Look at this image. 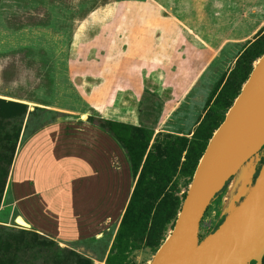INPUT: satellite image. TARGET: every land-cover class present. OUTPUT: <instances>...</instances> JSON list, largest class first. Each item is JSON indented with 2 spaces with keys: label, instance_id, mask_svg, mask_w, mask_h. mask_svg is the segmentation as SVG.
Returning a JSON list of instances; mask_svg holds the SVG:
<instances>
[{
  "label": "rangeland",
  "instance_id": "374dc122",
  "mask_svg": "<svg viewBox=\"0 0 264 264\" xmlns=\"http://www.w3.org/2000/svg\"><path fill=\"white\" fill-rule=\"evenodd\" d=\"M263 54L264 0H0V264H60L63 250L94 264H150L174 227L207 137ZM107 120L121 122L123 134L150 130L149 149L155 143L167 154L153 159L160 173L147 180H154L151 217L171 195L182 202L158 239L149 236L152 218L146 231L119 237L133 174L109 204L113 214L65 215V203L76 213L87 200L94 214L99 194H108L94 184L85 199L64 158L110 146L98 132ZM237 196L228 184L212 202L200 239L239 204ZM20 202L49 230L52 249L22 232L43 230L18 225Z\"/></svg>",
  "mask_w": 264,
  "mask_h": 264
},
{
  "label": "water",
  "instance_id": "95a60500",
  "mask_svg": "<svg viewBox=\"0 0 264 264\" xmlns=\"http://www.w3.org/2000/svg\"><path fill=\"white\" fill-rule=\"evenodd\" d=\"M262 151L264 54L210 139L174 227L150 264H263L264 157L251 167L244 187L238 191L239 204L200 239L201 223L209 206L238 170ZM22 218L24 225L18 222ZM16 222L31 228L22 215Z\"/></svg>",
  "mask_w": 264,
  "mask_h": 264
},
{
  "label": "trees",
  "instance_id": "16d2710c",
  "mask_svg": "<svg viewBox=\"0 0 264 264\" xmlns=\"http://www.w3.org/2000/svg\"><path fill=\"white\" fill-rule=\"evenodd\" d=\"M245 79H247V77H245ZM201 125L202 124H200V126ZM101 127H103V129L109 132L122 145L130 162L131 172L134 178H137L128 204L123 213V219L119 230V237L124 236L129 239L131 235H137L140 232L146 231L148 229L147 227L149 224V220L150 218H152V225L149 228V236L151 237V240L154 238L158 239V236L162 231V227H164V225L169 222L170 218H172V215L174 213V207L180 206L182 202L181 200L171 195V198L159 202V205L156 208V211H158V215L156 214L151 217L152 210L155 207V199H152V197H150L152 191L150 189L152 185H154V180H147L148 177L154 178L160 173L159 169H155L153 167V159L157 158L158 162L160 163V161L164 159L163 157H167V154L162 155V148L160 147V145H157L155 143L153 144V147L149 149V144L153 132L151 133L150 130H147L144 127H127V129L129 130L128 134H123L122 128H124V126L121 122L107 120L105 125L101 124ZM212 136L213 133H211V135L207 137L208 140H210ZM13 151V156L10 159L11 163L14 159L13 157L15 156L16 147ZM156 153H159L160 155L157 156L155 155ZM200 159L197 161L196 168L199 164ZM196 168L194 170H196ZM170 175L171 174H169V179ZM230 182H228L227 185ZM1 192L2 190L0 191V201L2 198ZM156 196H154V198H156ZM23 230H25L22 231L24 233L28 232L33 234V237H35L34 241L38 243L39 247L41 246L45 249H52L54 245L56 246L55 239L52 236H48L37 231L26 229ZM9 247L16 248L11 243L9 244ZM63 252L65 253L63 257L65 259L63 261H57V263L59 262L60 264H94L92 259L84 257L75 251L63 250ZM110 260L108 261V264H113Z\"/></svg>",
  "mask_w": 264,
  "mask_h": 264
},
{
  "label": "crops",
  "instance_id": "0c3cea01",
  "mask_svg": "<svg viewBox=\"0 0 264 264\" xmlns=\"http://www.w3.org/2000/svg\"><path fill=\"white\" fill-rule=\"evenodd\" d=\"M98 132H100L104 137V138L101 137L99 139H102L103 142H106V141L111 142L113 145L111 144L107 148H104L102 147L101 144L98 143V145L101 147H97L96 150L94 151H92V149L89 148V152H86V154H83V156H81L78 153L76 154L75 152L74 153L72 152V153L65 155L66 157L64 158L68 159L67 161L70 160L68 162L70 164L69 167H71L69 171L70 172L72 171L71 176L73 175L74 178L77 177L78 186L81 185L83 187H86V189L82 190V193H81V195L83 194V196L86 197L85 199H89V196H88L89 189L87 187H91L94 184L100 185V187L102 188V192H104V194L106 193L108 194L107 196H104L103 194H99V197H98L99 207H97L96 202H94L92 205L94 206L92 207L93 208L92 212L94 214H91V215L89 214V212H91L89 211L90 208H88L91 205L86 206L89 204L87 203L88 200L84 202V206L82 210H79L76 213L74 211H69L67 203H65L64 205L66 207L65 215L67 216L68 219H71V221H73L72 219H74L75 221L76 215L77 217H80V218H86V217L99 218L101 216H107V215L109 216L111 215L110 213L113 214V212L109 209L110 208L109 204L113 203L114 200L121 195L123 185L127 184L130 180V177L132 176L130 162L121 144L109 132L104 131L103 129L102 130L99 129ZM38 134L41 135L42 133H38ZM122 150L125 152L124 155H123ZM79 158L80 159L82 158V167L81 168H78L79 166L73 167V164L75 163L78 165L77 160H79ZM105 171H106V174H104ZM126 180H128L127 183H126ZM116 187H118L120 192L116 191L115 189ZM131 192H132V189H131ZM40 203L44 205L43 202H40ZM19 204L23 211L21 215L31 224V228L35 227L36 225L37 227H42L41 229L43 231H39L40 233L44 234L45 232H49L48 229L43 227L44 224L41 223V226H38L39 224L32 222L31 220H29L27 216L24 215V212L28 211L26 202H24V205H23V202H20ZM45 209L47 208L45 207ZM46 211L44 212L46 213ZM44 212H41V213H44ZM48 213L50 214V212ZM56 217L57 216L55 213L50 216L51 219L56 218ZM56 222L59 223V220L57 219ZM50 232L54 234L53 231H50Z\"/></svg>",
  "mask_w": 264,
  "mask_h": 264
},
{
  "label": "bare ground",
  "instance_id": "6f19581e",
  "mask_svg": "<svg viewBox=\"0 0 264 264\" xmlns=\"http://www.w3.org/2000/svg\"><path fill=\"white\" fill-rule=\"evenodd\" d=\"M251 161H252V159L247 161L238 170V172L235 174V176L232 178L231 182L229 183V194L230 195H235L236 193H238V191H240L244 187V185H245V183L249 177V174H250ZM23 221H24L23 218L18 220V222L20 224L24 225ZM22 227L25 228V226H22Z\"/></svg>",
  "mask_w": 264,
  "mask_h": 264
},
{
  "label": "flooded vegetation",
  "instance_id": "af4514ba",
  "mask_svg": "<svg viewBox=\"0 0 264 264\" xmlns=\"http://www.w3.org/2000/svg\"><path fill=\"white\" fill-rule=\"evenodd\" d=\"M263 264H264V261H263Z\"/></svg>",
  "mask_w": 264,
  "mask_h": 264
}]
</instances>
